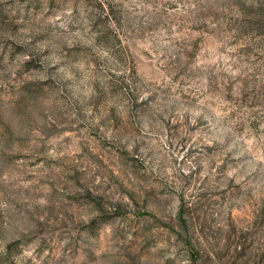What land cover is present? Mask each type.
<instances>
[{
	"label": "rangeland",
	"instance_id": "rangeland-1",
	"mask_svg": "<svg viewBox=\"0 0 264 264\" xmlns=\"http://www.w3.org/2000/svg\"><path fill=\"white\" fill-rule=\"evenodd\" d=\"M0 264H264V0H0Z\"/></svg>",
	"mask_w": 264,
	"mask_h": 264
}]
</instances>
